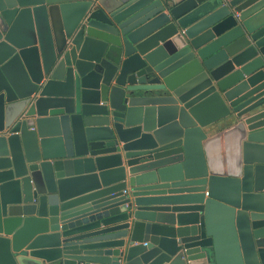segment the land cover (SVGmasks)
Listing matches in <instances>:
<instances>
[{"label":"water","instance_id":"95a60500","mask_svg":"<svg viewBox=\"0 0 264 264\" xmlns=\"http://www.w3.org/2000/svg\"><path fill=\"white\" fill-rule=\"evenodd\" d=\"M0 264H264V0H0Z\"/></svg>","mask_w":264,"mask_h":264}]
</instances>
